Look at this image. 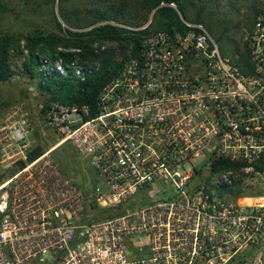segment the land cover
I'll list each match as a JSON object with an SVG mask.
<instances>
[{
  "label": "built area",
  "instance_id": "built-area-1",
  "mask_svg": "<svg viewBox=\"0 0 264 264\" xmlns=\"http://www.w3.org/2000/svg\"><path fill=\"white\" fill-rule=\"evenodd\" d=\"M181 20L139 36L93 114L41 106L56 147L88 162L92 196L55 148L29 161L26 118L0 126V264H264V9L242 69ZM69 67L81 82L90 72ZM91 205L112 216L86 219Z\"/></svg>",
  "mask_w": 264,
  "mask_h": 264
},
{
  "label": "rangeland",
  "instance_id": "rangeland-1",
  "mask_svg": "<svg viewBox=\"0 0 264 264\" xmlns=\"http://www.w3.org/2000/svg\"><path fill=\"white\" fill-rule=\"evenodd\" d=\"M65 6L67 11L77 13V18H72L73 25L64 23L59 16L58 4H52L51 0H31L26 3L25 0H0V36L5 33H12L16 36H24L29 33L42 31L47 34H54L57 38L56 47L53 53L60 54L54 64L61 65L70 59L65 58L70 54H80L77 38L71 36V33H86L103 25L101 22L92 23L90 10L94 5L93 0H68ZM111 5H121L132 26H126V29L141 28L151 22L148 31L158 28L157 18L154 16L159 6L147 9L141 0H107ZM51 2V3H50ZM264 9V0H189L186 7L177 12L180 21L184 19L188 22H196L197 19L206 25L211 37L218 45L219 52L224 59L236 64L243 53V40L249 32L255 15ZM52 12L61 23V31L55 28L52 23ZM137 17V18H136ZM136 18V20H135ZM114 24V23H113ZM120 26L119 24H115ZM24 41L20 45L23 46ZM238 49V54L235 50ZM91 50L95 54H101L104 51H113L117 62H120L123 53L127 57L130 46L121 49V45L113 41H95L91 44ZM11 68L14 71L13 77L8 81L0 82V126L7 125L11 127L16 122L26 118L29 123V137L34 140L33 150L40 149L45 152L53 149L52 156L60 171L70 181L81 187L86 194L92 196L97 185V181L88 167V162L80 156L70 143L57 146L59 142L57 136L47 129L41 118V106L52 103L50 97L39 87V81L36 78H30L23 73V58L13 55L11 52ZM73 62V63H72ZM68 62L79 64L78 58ZM95 68H99V62L89 63ZM248 61L242 63L246 68ZM93 193V194H92ZM88 199V198H87ZM85 213L86 219L101 218L105 213L112 216L108 210L96 209L91 205ZM118 209H115L117 211ZM132 251V248H131Z\"/></svg>",
  "mask_w": 264,
  "mask_h": 264
},
{
  "label": "trees",
  "instance_id": "trees-1",
  "mask_svg": "<svg viewBox=\"0 0 264 264\" xmlns=\"http://www.w3.org/2000/svg\"><path fill=\"white\" fill-rule=\"evenodd\" d=\"M26 3L31 0H25ZM52 4H58L59 16L64 23L73 25L77 18V13L68 12L65 6L69 3L68 0H51ZM50 2V3H51ZM94 5L90 10L92 16V23L101 22L103 25L94 27L86 33H71V36L77 38L78 49L80 54H70L65 58L70 59L66 63H61L60 67L64 74H60L55 67L54 62L60 59V54L53 53L56 47L57 38L54 34L45 35L44 32L38 31L29 33L24 36H16L12 33H5L0 36V82L10 80L14 71L11 68V52L15 56L23 58V73L27 77L36 78L39 81V87L42 91L49 95L52 103L45 104L44 108L50 107L52 104L61 106H88L91 114L95 112L97 97L104 86L112 81L119 74L124 61L126 60L125 53H123L122 60L116 61L113 51H104L101 54H95L91 50V44L95 41H113L121 45V49L135 47L140 35L147 34L149 31L135 32L132 29H126V26H132V21L127 20L124 8L121 5L115 6L108 3L107 0H93ZM147 9L159 6L161 3L165 6L158 8L154 16L157 18L158 28L156 29H170L172 27L180 28L181 21L178 17L177 11L168 5L174 3L177 9L182 10L186 7L189 0H141ZM2 11L6 9L1 6ZM137 18V17H136ZM135 18V20H136ZM196 22L204 24L199 19ZM52 23L57 30L61 31V23L52 12ZM114 23V24H113ZM119 24L120 26H116ZM207 27L206 25H204ZM208 28V27H207ZM209 29V28H208ZM24 41L21 47L20 43ZM238 52V49L235 50ZM238 54V53H237ZM78 58L79 64L90 70L86 73L85 81L81 82L74 78L73 70L69 67L68 62H72ZM99 62V68H95L89 63L93 61ZM245 52L238 59L236 65L242 69V63L245 62ZM46 61V63H44ZM73 63V62H72ZM42 67H44L42 69ZM43 151L35 149L29 155V161L38 158Z\"/></svg>",
  "mask_w": 264,
  "mask_h": 264
}]
</instances>
